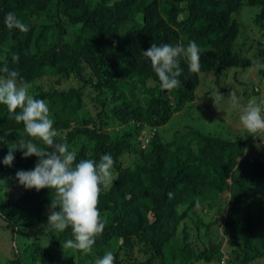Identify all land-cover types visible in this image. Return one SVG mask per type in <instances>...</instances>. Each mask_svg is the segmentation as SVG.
Here are the masks:
<instances>
[{
    "label": "trees",
    "instance_id": "16d2710c",
    "mask_svg": "<svg viewBox=\"0 0 264 264\" xmlns=\"http://www.w3.org/2000/svg\"><path fill=\"white\" fill-rule=\"evenodd\" d=\"M242 8L251 33H240ZM8 12L29 31H9ZM189 41L201 49L200 71L181 58L182 86L161 90L142 51ZM5 61L47 102L57 140L66 138L77 162L115 161L98 198L103 234L91 253L66 249L71 229L47 224L54 190H26L15 178L37 158L17 150L10 167L2 163L26 136L0 105L6 264H94L107 251L114 264H264V131L218 135L199 115L165 139L160 132L184 109L193 114L200 73L219 81L264 64V0H0V67Z\"/></svg>",
    "mask_w": 264,
    "mask_h": 264
},
{
    "label": "clouds",
    "instance_id": "9594fccd",
    "mask_svg": "<svg viewBox=\"0 0 264 264\" xmlns=\"http://www.w3.org/2000/svg\"><path fill=\"white\" fill-rule=\"evenodd\" d=\"M3 23L9 31H29V26L13 12L5 14ZM142 52L158 77L161 90L171 91L182 86L178 79L183 72L181 58L186 61L190 72L200 71L201 49L195 41H189L187 46L167 43L157 46L152 43ZM12 59L14 62L18 61L17 56ZM257 67L264 68V65L258 64ZM0 73L6 74L0 75V105L6 106L10 119L23 124L26 136L25 139L9 145V151L2 163L10 167L17 150L22 152V158H37L33 169L17 171L15 178L26 190H54L55 200L50 204L48 215L49 228L57 232L71 229V238L63 243V247L85 254L91 253L97 236L102 235L106 227V220L101 218L97 205L101 186H107L114 181L113 157L111 154H103L99 161L81 159L77 162V153L69 149L66 138H61L58 142L59 133L53 127L54 120L50 116L47 102L30 93L31 85L28 82L23 79L18 82L19 72L9 70L6 61L0 67ZM211 98L215 106L225 97L217 90ZM228 98L238 105L235 91H230ZM239 121L249 135L255 136L254 134L264 131V99L242 106ZM2 139L0 137V141ZM114 261L113 252L107 251L94 264H114Z\"/></svg>",
    "mask_w": 264,
    "mask_h": 264
},
{
    "label": "rangeland",
    "instance_id": "374dc122",
    "mask_svg": "<svg viewBox=\"0 0 264 264\" xmlns=\"http://www.w3.org/2000/svg\"><path fill=\"white\" fill-rule=\"evenodd\" d=\"M240 11V33L242 34L244 30L246 31L247 29V31L251 33L250 29H254V26L250 22L249 15L244 8ZM255 39L256 42L259 41L257 38ZM257 65L258 64L253 65L248 71L240 73L237 76V70L230 69L226 71L224 76L220 77L219 81H216L212 74L200 73V84L195 91V101L193 105L191 104L193 114H191L190 110L189 113L184 114V109L181 113L177 114V116L174 115L170 122L160 130V132H163V138L165 139L167 134L170 136L169 132L171 128L173 129L177 126L182 127L187 124L192 125L194 117H200L199 115L203 118L202 124L204 127L202 126V128L205 131L216 130L215 133L218 135L225 133L227 130L229 133H231V131L242 133L244 128L239 121L242 106H247L250 102H258L264 99V68H258ZM261 65L264 64L262 63ZM235 76L238 80H236ZM217 90L222 93L225 98L214 106L211 96H213ZM230 91H235L239 106L233 104L232 100L228 98ZM182 113L183 115L181 117L180 115ZM178 116L179 118H176ZM168 127L171 128L167 132ZM117 129L118 127L114 126L108 128V132L115 134ZM143 136H145V133ZM146 139L148 140V137ZM263 144L264 140L257 143L259 146ZM18 193L20 194V192ZM5 237V234L0 232V264H6L7 251L9 250V241H7ZM26 242L27 241H24L23 243Z\"/></svg>",
    "mask_w": 264,
    "mask_h": 264
}]
</instances>
